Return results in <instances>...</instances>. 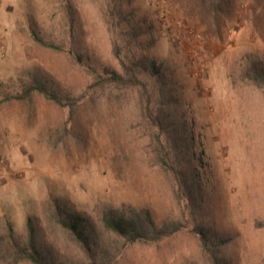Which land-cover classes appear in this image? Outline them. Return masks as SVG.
Segmentation results:
<instances>
[{"label":"rangeland","instance_id":"obj_1","mask_svg":"<svg viewBox=\"0 0 264 264\" xmlns=\"http://www.w3.org/2000/svg\"><path fill=\"white\" fill-rule=\"evenodd\" d=\"M250 56L264 59V0H0V233L9 222L22 237L29 216L41 244L84 260L53 221L58 200L102 234V264H210L199 231L228 239L226 264H264V89L242 77ZM103 70L122 82L100 84ZM32 80L64 105L22 100ZM122 208L180 231L124 247L100 221Z\"/></svg>","mask_w":264,"mask_h":264},{"label":"trees","instance_id":"obj_2","mask_svg":"<svg viewBox=\"0 0 264 264\" xmlns=\"http://www.w3.org/2000/svg\"><path fill=\"white\" fill-rule=\"evenodd\" d=\"M36 40L43 43L42 39L38 37ZM250 57L242 70V77L253 81L264 89V59ZM159 68L160 65L150 61L144 71L150 76H155L159 73ZM103 75L96 76V81H100L102 85L122 82L120 76L113 70H103ZM131 78L127 81H137L133 75ZM32 92H37L58 106L64 105L58 94L51 92L37 80H32L24 88L21 99L29 100ZM50 212H52L53 221L70 234L85 259L69 263L60 257L53 248L41 244L39 241L40 228L36 220L28 216L25 220L26 233L22 237L14 233L9 222H7L4 232L0 233V264H19L21 262L29 264H102L99 262L100 258L103 259V255L106 254L104 250L100 252L98 250V242L100 243L102 234L93 226L88 217L68 209L58 200H55ZM100 221L104 228L122 241L124 247L135 243L160 241L180 231L178 223L162 221L161 224H157L148 211H138L133 208L106 209L103 211ZM197 235L209 263L226 264L219 255V247L223 241L226 242L228 239L225 241L220 238L219 241L218 238H211L206 231H199Z\"/></svg>","mask_w":264,"mask_h":264}]
</instances>
